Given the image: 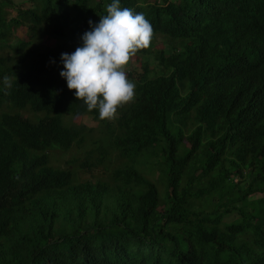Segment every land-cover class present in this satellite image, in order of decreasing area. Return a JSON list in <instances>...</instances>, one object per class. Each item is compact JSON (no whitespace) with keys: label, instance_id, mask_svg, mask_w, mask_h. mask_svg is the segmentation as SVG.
<instances>
[{"label":"trees","instance_id":"obj_1","mask_svg":"<svg viewBox=\"0 0 264 264\" xmlns=\"http://www.w3.org/2000/svg\"><path fill=\"white\" fill-rule=\"evenodd\" d=\"M110 2L0 0V264H264V0H121L153 37L101 119L59 61ZM86 144L78 171L51 163Z\"/></svg>","mask_w":264,"mask_h":264},{"label":"clouds","instance_id":"obj_2","mask_svg":"<svg viewBox=\"0 0 264 264\" xmlns=\"http://www.w3.org/2000/svg\"><path fill=\"white\" fill-rule=\"evenodd\" d=\"M89 25L81 34L82 43L60 54V75L89 110L98 109L101 119H113L135 95L136 83L128 78L125 66L138 50L150 45L153 25L144 12L122 7L121 0L107 3L106 14L98 21L89 20ZM3 82L11 87L7 75Z\"/></svg>","mask_w":264,"mask_h":264},{"label":"rangeland","instance_id":"obj_3","mask_svg":"<svg viewBox=\"0 0 264 264\" xmlns=\"http://www.w3.org/2000/svg\"><path fill=\"white\" fill-rule=\"evenodd\" d=\"M28 0H15L16 3H23V2H27ZM7 10L9 12L10 15L15 14L16 10L13 7H7ZM9 42H11L12 44L16 43L19 41V39H23V40H27L28 35L26 34L25 30L21 27H18L17 29H15L12 34H10L9 36ZM44 40L50 44H55L57 42V39L52 38L49 35H46L44 37ZM163 38L162 37H158L157 42L155 44V49L162 47L163 46V42H162ZM11 52L10 48H5L3 51L0 48V52H3L4 54L7 52ZM134 56H139L137 53ZM125 71L128 75V77H131V74L133 75V77L138 76L139 74H141L142 69H141V64L140 62H133V63H128L125 66ZM76 122L80 123H86L89 127H93V128H100L99 123L97 121H94L91 114H86L85 116H82L81 118H77L75 119ZM101 132L97 131L94 132V136H96V139H98L100 136ZM99 143L97 142L95 146H97ZM89 146V144H86V146L83 149H79V151L76 149L75 146H73L71 149H68L67 151H54L51 152V163L55 166H59L62 168H66L69 167L70 165H74V168L76 171L79 170L78 165L80 163L81 160L84 159V153H85V149ZM90 146H92L90 144ZM75 157H78L79 160L77 163L73 164V160ZM143 160H141L142 162ZM130 162V161H129ZM140 162V163H141ZM133 166V168H135V166L133 165V163H135V161H131L130 162ZM139 165L142 167V164ZM96 175H98L99 179H101L102 181H107L110 184H113V173L111 175L110 172L106 173V174H101L99 175L98 173H95ZM149 176L154 179L155 177V172H152L151 174H149ZM87 179H91V180H96V178L92 177V175L90 174L89 171L85 170L83 172L80 173L79 177L76 180H80V181H85ZM227 217L229 219H232L231 215H227Z\"/></svg>","mask_w":264,"mask_h":264}]
</instances>
